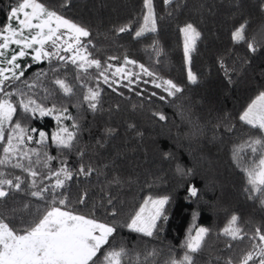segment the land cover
Segmentation results:
<instances>
[{
  "label": "trees",
  "instance_id": "1",
  "mask_svg": "<svg viewBox=\"0 0 264 264\" xmlns=\"http://www.w3.org/2000/svg\"><path fill=\"white\" fill-rule=\"evenodd\" d=\"M40 2L89 30L90 36L82 39L92 53L90 58L101 60L102 65L112 64L107 73L110 78L120 66L140 73L139 82L128 87L127 80L116 77L120 82L113 85V91L103 83V78L96 79L99 73L94 67L81 73L78 81L71 63L64 65L55 59L33 63L31 55L18 61L22 67L31 65L21 81L36 82L37 74L47 73L29 95L48 108L66 107L79 125L75 130L71 127L73 120H63V126L77 131V140L71 151L61 152L51 141L52 133L59 127L55 114L41 117L39 113L25 114L18 108V115L13 117L33 137L32 141L25 140L26 149H41L36 141L40 139L39 131H43L47 135L48 154L57 157L51 166L58 169L60 161L66 160L74 172L66 188L58 190L68 201L66 207H61L102 223L126 225L147 196H168V219L158 221V233L147 237L126 226L118 227L114 239L110 238L112 245L128 249L133 260L139 254L141 261L155 250L156 255L148 257V264H168L172 258H182L189 232L194 234L195 228L202 226L210 232L202 250L195 254V264H226L229 258L238 261L251 250L249 237L255 229H264V206L259 198L249 199L252 194L245 191L246 175L241 162L233 157L234 147L257 132L243 124L239 115L264 91V0H172L168 5L163 0H153L157 32L146 33L139 39L134 37V31L143 23V0ZM16 3L17 0H0V30L10 23V9ZM245 21L248 41L256 45V52L250 51L246 43L237 44L231 39L233 30ZM187 23L201 33L192 53L191 69L198 77L195 84L187 79L184 37L180 32ZM124 26L133 31L120 33L118 29ZM125 57L135 60L137 65H124ZM139 64L159 78L173 80L183 91L169 97L151 83L145 84V80L152 78L140 72ZM57 76L74 86V95L65 96L59 91L52 83ZM132 79L136 80L135 75ZM97 84L102 91L93 111L83 96L87 87L96 88ZM16 85L23 88L19 81ZM137 91L142 94L136 95ZM152 92L157 95L152 96ZM160 95L165 100H160ZM18 99L13 98L14 102ZM161 114L164 120L159 118ZM2 149L0 143V157ZM241 156L247 159L248 152ZM81 165L94 171L90 176L76 174ZM178 167L183 174L177 171ZM0 171L8 178L27 177L10 165L0 166ZM193 186L197 188L196 197L189 192ZM7 190L9 196L0 199V218L11 226L23 228L43 215L45 202L30 196L27 190ZM84 193L86 202L80 204ZM234 214L247 233L244 240L232 241L222 234Z\"/></svg>",
  "mask_w": 264,
  "mask_h": 264
},
{
  "label": "snow or ice",
  "instance_id": "2",
  "mask_svg": "<svg viewBox=\"0 0 264 264\" xmlns=\"http://www.w3.org/2000/svg\"><path fill=\"white\" fill-rule=\"evenodd\" d=\"M163 3L171 4L172 0H163ZM63 6L64 4L61 5ZM143 8L146 10L142 17L143 23L138 30L134 31V37L137 39L144 37L146 33L157 32L158 17L153 0H143ZM8 19L15 20V26L8 23L0 30V143L3 144L0 166L10 165L14 169H20L27 174V177L25 179L15 175L8 178L4 172L0 171V199L9 196L7 189L27 190L30 196L45 202L46 210L36 221L19 229L0 218V264H148V257L156 255L155 250L147 253L143 261L139 254L133 260L128 249L114 247L110 238L114 239V233L118 231V227L125 226L132 232L141 233L147 237L154 236L160 230L158 221L168 219L165 206L169 204L170 197L147 196L126 225L102 223L95 218L65 210L61 206H67V198L58 190L66 188V182L73 179L74 172L66 160L60 161L61 166L58 169L51 166V162L57 157L48 154L47 135L43 131H39L40 139L36 141L41 145V149H26L25 140L32 141L33 137L28 135L29 130L23 127L18 119L13 120V117L18 115V108L25 114L39 113L41 117L55 114L54 118L59 127L52 133L51 141L61 152L71 151L75 147L77 131L63 126V120H73L72 129H79V125L68 113V109L57 108L55 105L48 108L38 103L33 95H29V92L38 86L40 77H47V73L37 74L36 82L21 81L25 71L31 65L22 67L18 61L30 54L33 63L42 60L51 62L54 59L63 62L64 65L71 63L76 68L78 81L81 80V73H88L89 69L94 67L99 73L96 79L103 78V83L113 91H116L113 85L120 82L116 77L127 80L125 87H128L134 82H139L140 73L134 74L120 66L115 68L110 78L107 73L113 65L106 62L102 65L101 60L90 58L92 53L88 51V46L82 39L90 36L89 30L56 10L50 9L40 0H17L16 5L10 9ZM247 27V21L240 24L231 33V39L237 44L246 43L250 51L256 52V45L248 41ZM118 31L132 32L133 29L124 26ZM180 32L184 37L183 54L188 65L187 79L195 84L198 77L191 69L192 53L196 50L201 33L192 23H187L180 28ZM88 43L91 41L89 40ZM13 45L16 47H12ZM62 52L71 53V55L65 56L61 54ZM116 59L118 58L109 57V60ZM123 64L135 66L137 62L125 57ZM138 67L144 76L152 78L150 81L145 80L144 83H151L154 88L162 89L167 96L174 97L183 91L176 82L157 77L144 64H139ZM221 67H224L223 62ZM225 72L227 73V69ZM133 75L136 77L135 81L132 79ZM18 81L23 84V88L16 85ZM52 83L65 96L75 94L74 86L66 78L57 76ZM84 86L87 87V85ZM45 91H48L47 88ZM101 91L99 84L96 88L87 87L83 100L87 102L89 109L93 111L97 109ZM141 94L140 91L136 92V95ZM151 95L156 96L157 93L152 92ZM14 97L19 98L18 102H14ZM159 99L165 100V96L160 95ZM159 118L164 120L165 116L161 114ZM239 120L250 128L256 129L257 132L243 144L234 147L233 157L241 162V170L246 175L248 187L245 191L252 194L249 199L259 198L260 205L264 206V91L259 92L252 99L239 115ZM6 129H8L7 133ZM31 131L38 130L31 129ZM243 152H248L247 159L241 156ZM81 155H83L82 152ZM93 171L81 165L76 174L90 176ZM177 171L183 174L179 167ZM189 192L192 197L197 196L196 187H190ZM86 198L87 193H84L78 202L84 204ZM108 203H112L111 197ZM25 207L29 206L25 205ZM111 214L116 215L115 211ZM239 219L237 215H232L222 229V234L232 241L244 240L247 236V233L239 226ZM209 232L208 228L202 226L195 228L194 235L190 231L183 245L186 251L182 258L179 260L172 258L168 264H195V254L202 250ZM249 239L252 241L251 250L244 253L236 262L229 258L226 264H264V229L257 227ZM228 247L231 248L232 244H228Z\"/></svg>",
  "mask_w": 264,
  "mask_h": 264
},
{
  "label": "rangeland",
  "instance_id": "3",
  "mask_svg": "<svg viewBox=\"0 0 264 264\" xmlns=\"http://www.w3.org/2000/svg\"><path fill=\"white\" fill-rule=\"evenodd\" d=\"M10 23L11 24H13L14 26H15V20H12V21H10ZM12 47H16L15 45H13ZM29 52L31 53V50H29ZM31 55V54H30ZM69 55H71V53H69ZM115 71V70H114ZM118 78H120V77H118ZM195 234V233H194ZM193 234V235H194Z\"/></svg>",
  "mask_w": 264,
  "mask_h": 264
}]
</instances>
